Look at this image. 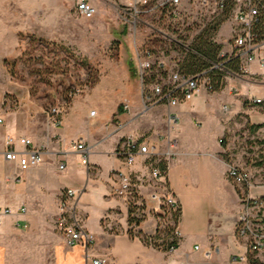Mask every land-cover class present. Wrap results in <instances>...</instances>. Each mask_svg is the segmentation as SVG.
<instances>
[{
  "label": "crops",
  "instance_id": "crops-1",
  "mask_svg": "<svg viewBox=\"0 0 264 264\" xmlns=\"http://www.w3.org/2000/svg\"><path fill=\"white\" fill-rule=\"evenodd\" d=\"M55 1L59 7L54 13L68 17L69 8L62 5L63 0ZM30 11L23 8L21 16L31 15ZM231 23L225 21L218 34L230 36ZM20 31L35 33L46 40L75 44L81 49L66 31L51 28L40 33L28 27ZM9 33L15 47L18 32ZM219 43L224 52H230L226 39ZM98 47L94 49L97 51ZM261 54L264 55V49ZM168 66L175 67L171 62ZM247 69L244 76H228L221 90L209 91L201 86L190 100L174 107L164 103L148 106L143 88L165 75L151 74L147 77L149 83L145 84L138 75L135 56L126 61L104 53L96 83L58 106L62 109L60 124L55 123V116L48 112L26 117V127H21L17 125V112L1 113L5 125L0 133V152L8 136H24L34 147L43 150V160L20 171L16 163L5 161L0 155V205L12 210V214L1 219L0 239L5 238L2 232L9 229L32 230L42 226L47 233L38 239L56 241L50 220L45 216L36 217L35 210L37 207L44 209L46 202L60 200L66 189L80 190V197L85 175L92 188L96 184L103 186L107 201L106 209L100 211L96 232L93 233L88 222L89 215H84L83 226L93 234L94 241L85 248L63 238L64 243L53 252L56 258L44 264H90L86 251L92 256L107 257V264H233L234 256L246 252L244 243L235 235L240 196L247 192L250 196L264 198V179L260 175L252 179L249 188H237L227 178L231 162L224 157L225 150L220 144V140L237 127L250 131L251 125L264 124V72L257 61L250 63ZM256 99L261 102L255 103ZM92 110L93 115L90 114ZM168 115L175 116V120L169 122ZM128 136L160 141L161 149H165L168 140L176 142L166 170L167 185L180 206L179 241L173 250L155 248L136 235L141 232L144 236H152L159 215L158 202L150 196L153 187L146 180L149 170L143 156H137L135 164L125 169L145 178L146 183L139 186L145 206L143 219L134 225L136 234L133 237L127 233V205L112 194L116 184L111 172L124 169L114 151L119 141ZM78 142H83L88 149L86 160L75 147ZM16 148L22 146L17 144ZM60 164H64L62 170ZM85 206L82 212H87ZM113 209H117L120 216L119 234H109L101 226V219ZM205 252L210 253L206 255ZM0 264H8L3 245H0Z\"/></svg>",
  "mask_w": 264,
  "mask_h": 264
},
{
  "label": "rangeland",
  "instance_id": "rangeland-1",
  "mask_svg": "<svg viewBox=\"0 0 264 264\" xmlns=\"http://www.w3.org/2000/svg\"><path fill=\"white\" fill-rule=\"evenodd\" d=\"M76 1H62V5L69 8L68 17L64 18L54 13L59 7L55 0H0V114L17 112V125L21 127H26V117L44 115L51 108L69 101L78 92L92 87L98 79L100 60L104 53L120 56L128 61L135 56V48L142 51L148 49L155 56H164L167 62L177 66L183 60L187 48L176 46L173 40H179L188 46L193 37L213 18L194 11L186 0H182L184 14L178 26H164L150 15L143 17L134 27L128 0H91L96 14L86 20L76 12ZM23 8L30 9L31 15L21 16ZM224 22L214 34V40L219 43L226 39L227 44L230 43V36L218 34ZM23 27L40 33L51 28L66 31L81 49L75 44L46 40L35 33L21 32ZM13 30L18 32L15 47L9 39V32ZM95 46H99L97 51ZM4 125L5 123L0 124V133ZM5 133L9 132L5 129ZM11 134L15 135V132ZM220 144L225 150L224 157L230 164L247 170L251 181L256 180L258 175L264 179V128L247 131L244 127H237L223 137ZM84 180L86 182L80 197V190L73 197L74 214L82 226L84 215H89L88 222L94 233L99 227L100 211L106 209L107 201L104 199L102 185L96 184L92 188V183L85 175ZM143 185H146L144 181ZM112 194L126 205L133 206L135 216L144 215L145 206L140 188L137 189V194L127 197H117L114 191ZM61 199L46 202L44 209L37 207L35 210L36 217L45 216L50 220L52 232L57 235L56 241L38 239V236L47 233L42 226L32 230L9 229L6 233L2 232L5 238L0 239V245H3L8 264H44L45 261L56 258L53 256L55 249L64 243L63 238L69 239L59 223L62 214L69 215V206L61 209ZM84 205L88 212L83 211L85 214L81 211ZM119 218L118 210L113 209L101 219V226L109 234H119ZM168 218L158 216L160 239L155 240L157 243L162 242L167 225L173 228V235L179 239V235L175 233L177 226L168 221ZM129 228L134 236L135 226L131 225ZM259 263L264 264V260Z\"/></svg>",
  "mask_w": 264,
  "mask_h": 264
},
{
  "label": "built area",
  "instance_id": "built-area-1",
  "mask_svg": "<svg viewBox=\"0 0 264 264\" xmlns=\"http://www.w3.org/2000/svg\"><path fill=\"white\" fill-rule=\"evenodd\" d=\"M186 2L194 11L213 17L212 19L228 10L227 19L232 21L230 43H228L231 49L228 53L221 49L219 56L238 59L240 70L239 73H229V76L246 75L247 66L253 61H257L261 71L264 72V55L261 54L264 49V29L257 27L260 18L264 16V0H186ZM128 3L133 13L131 23L134 27L143 17L150 15H153L154 19L164 26L176 27L183 20L182 0H128ZM75 10L85 19H91L96 14V8L90 0H77ZM154 29L165 35L161 30ZM173 43L178 47L187 48L179 40L175 39ZM134 53L138 63V75L142 81L154 73L165 75V78L159 76L157 80L143 88L144 101L148 106L164 103L168 107H174L190 100L201 86L208 88L206 71L188 75L179 71L177 66L169 68L164 56H155L148 49L142 51L135 48ZM212 68L221 69V63L213 64ZM254 102L260 103L261 100L256 99ZM61 112L60 107H53L49 110V113L55 116L54 122L57 124L61 122ZM90 114L93 115L94 111ZM167 119L173 122L175 116L168 115ZM3 121L0 116V124ZM159 142L146 141L132 136L120 140L114 153L122 160L124 169H115L111 175L115 178L116 186L113 190L115 196L122 198L137 194V189L143 184L145 178L138 177L134 172H128L125 169L135 164L137 156H143L149 170L146 180L153 187L150 196L157 200L159 213L164 216L178 207V202L166 182L167 163L174 154L176 142L168 140L165 149H161ZM17 144L22 148L17 149ZM75 147L86 160L88 149L84 143L78 142ZM0 155L3 160L16 163L20 171H26L43 160V150L34 147L32 141L24 136H8ZM161 164H164V170L160 168ZM63 168L64 164H60L59 169ZM227 178L241 188H249L252 185L249 172L233 164L228 165ZM74 194L75 192L71 189H66L63 194L60 207L64 209L69 206V215L62 214L59 223L71 244H82L87 248L93 243L94 237L75 217ZM240 206L235 222V235L244 243L246 252L243 255L234 256L232 262L233 264H254L251 263L252 260H264V198L253 197L243 192L240 196ZM23 211L24 208H21L20 212ZM10 214L12 210L9 207L0 205V222L2 218ZM165 216L169 217V215ZM175 233L179 235L177 230ZM173 249L171 247L169 250ZM209 253L205 252L206 255ZM85 256L90 264H107L108 262L107 257L92 256L87 251Z\"/></svg>",
  "mask_w": 264,
  "mask_h": 264
},
{
  "label": "trees",
  "instance_id": "trees-1",
  "mask_svg": "<svg viewBox=\"0 0 264 264\" xmlns=\"http://www.w3.org/2000/svg\"><path fill=\"white\" fill-rule=\"evenodd\" d=\"M228 14V10H225L222 14L212 19L198 34H196L193 37L191 43L187 46V51L185 52L183 60L177 64L179 71L188 75H194L202 71H206V76L208 77L206 85L208 86L207 90L209 91L221 90L226 84V78L229 76V73L240 72L238 59L227 56L220 57L219 53L222 49V45L214 40V34L218 30L220 24L228 18ZM257 27L261 30L264 29V16L260 18V23ZM219 62L221 63V69L212 68L213 64ZM129 66L130 68L132 67L131 62H129ZM131 72H133L132 69ZM94 82H96V80ZM143 82L145 84L149 83L147 78H145ZM263 126L264 124H254L249 128L251 131H255L259 128H262ZM160 168L164 170V164H161ZM232 184L237 188L239 187L233 182ZM134 210L135 208L131 205L127 207V223L129 227L131 225H138L143 219V216H135L133 214ZM169 213L170 214L166 213L165 215H169L168 221H171L176 227L180 217L179 204L175 210H172ZM165 215L164 217H166ZM158 216H161V213H159ZM130 229L131 228L127 230V233L129 236L133 237ZM159 232V227L157 226L155 233L152 236H144L141 234V232L136 235L144 243L151 244L153 247L162 249L163 251H168L171 247H177L179 239L173 235L172 227L169 225L165 226V236L164 238H161V243H157L155 241L156 239H160ZM251 263L260 264L258 260H252Z\"/></svg>",
  "mask_w": 264,
  "mask_h": 264
}]
</instances>
